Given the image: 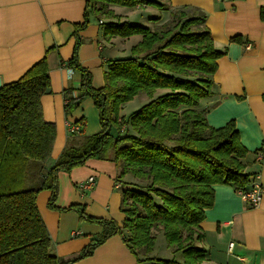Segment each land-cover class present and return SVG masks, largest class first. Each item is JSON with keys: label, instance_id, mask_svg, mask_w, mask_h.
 <instances>
[{"label": "trees", "instance_id": "obj_1", "mask_svg": "<svg viewBox=\"0 0 264 264\" xmlns=\"http://www.w3.org/2000/svg\"><path fill=\"white\" fill-rule=\"evenodd\" d=\"M112 5L171 10L155 0H87L85 20L77 32L89 26L91 13L113 14ZM261 15L264 20V8ZM170 16L166 22L152 17V28L128 21L104 25L107 40L141 36L142 41L133 47L132 57L106 63L102 89H95L89 71L79 66L78 43L69 66L83 80L77 96L73 89L65 92L66 115L92 99L102 131L78 146L68 145L47 174L44 166L57 134L56 125L45 122L41 103L51 87L47 58L18 81L4 85L0 91V264H71L91 257L116 235L124 238L138 264L208 260L207 251L197 243L206 238L201 225L205 211L214 206V186L250 190L252 176L243 162L249 151L234 121L212 128L208 112L200 107L202 100L213 96L218 61L226 55L215 47L206 14L185 7L171 10ZM138 96L147 97L148 103L128 119L122 117L123 107ZM80 124L86 125L84 120L75 125ZM92 159L117 164L125 220L120 227L114 221L88 217L84 207L73 204L65 211L103 226L104 233L79 258L65 262L52 253L37 197L51 191L50 207L60 210L55 206L58 175ZM161 234L172 254L182 255V262L153 257Z\"/></svg>", "mask_w": 264, "mask_h": 264}, {"label": "crops", "instance_id": "obj_2", "mask_svg": "<svg viewBox=\"0 0 264 264\" xmlns=\"http://www.w3.org/2000/svg\"><path fill=\"white\" fill-rule=\"evenodd\" d=\"M155 1L171 10L193 7L206 14V27L215 47L226 55L218 61L213 96L202 100L200 107L208 112L212 128H223L235 122L240 141L249 151L243 161L246 173L252 176V184L255 181L264 184V20L261 15L264 0ZM116 9L115 12L119 11ZM132 10H135L133 14L126 16L119 12L122 22L152 28V17H162L163 22L171 18V10L157 8L152 14L149 10L141 13L139 7ZM86 11L87 0H0L3 85L18 81L38 62L48 60L51 87L50 92L42 96L41 103L45 122L56 125L57 134L52 156L44 166L45 174L68 145L78 146L86 137L102 131L100 113L92 99H86L70 116L66 115L65 92L73 89L77 96L83 80L79 71L73 69V75L69 72L78 43L79 66L89 71L93 87L102 89L106 84V63L125 59L123 54L142 41L141 36L105 39L104 25L118 20L93 13L89 26L77 32V27L84 23ZM132 15L143 19L131 22ZM144 18L149 20L144 21ZM236 37L240 40L234 42ZM83 120L86 125L80 124L82 133L69 134L68 123ZM119 174L115 162L92 159L80 168L58 175L55 206L60 210L50 207L51 191L38 194L36 205L52 240L54 255L65 262L74 261L104 233L103 226L87 221L75 211H65L73 204L84 207L88 217L123 226L125 215L121 212ZM91 178L95 179V184L84 188ZM214 189V206L205 211L206 220L201 225L206 238L197 243L207 251L205 264H264V196L258 207L251 208L235 186L216 185ZM231 243L235 245L232 252ZM71 264H138V260L124 238L116 235L99 246L91 257Z\"/></svg>", "mask_w": 264, "mask_h": 264}, {"label": "rangeland", "instance_id": "obj_3", "mask_svg": "<svg viewBox=\"0 0 264 264\" xmlns=\"http://www.w3.org/2000/svg\"><path fill=\"white\" fill-rule=\"evenodd\" d=\"M160 4H162V3H160ZM116 7L119 8V11L115 12V10H118V9H116ZM109 8H110L111 11H113V14H110L108 16L106 15V16H104V18L105 19H109V20L110 19H114V20L122 21L123 17L121 15H123V16L129 15L133 11H135V10H132V9H137L138 7L127 8V7H120V6H113L112 5ZM154 9H157V8L148 6L147 8H142L141 13H146L149 10V12L152 14V10H154ZM119 12H120L121 15L119 14ZM136 18H138V19H136ZM140 19H143V17H136L135 15H132L131 17H129V20H131V22L140 21ZM148 20L149 19H145L144 18V21H148ZM136 38H134V39H136ZM130 55H132V50L130 52L124 53L123 54V58H128V57H130ZM147 103H148V99L145 96H138L133 101H131L130 103H127L123 107V109L121 111V116L126 118V119H128V117H130L134 112L138 111L140 108H142ZM245 172H246V170H245ZM33 173L34 172L32 171L31 174H33ZM31 174H30V176H31ZM157 241L158 242L156 244V249H155V256L157 258L164 259V260H172L173 258H176L180 262L183 261V257H182L181 254H179V255H173L172 254V251L168 248L167 241H166V239H165L163 234L158 236ZM155 256L153 255V257H155Z\"/></svg>", "mask_w": 264, "mask_h": 264}, {"label": "built area", "instance_id": "obj_4", "mask_svg": "<svg viewBox=\"0 0 264 264\" xmlns=\"http://www.w3.org/2000/svg\"><path fill=\"white\" fill-rule=\"evenodd\" d=\"M70 75H73V69H69ZM82 131L81 126L72 124V123H68V132L69 134H71L72 136L80 134ZM259 161L262 160V157L260 156L258 158ZM95 184V179L91 178L88 181V184L84 186V188L89 189L91 188L93 185ZM239 195L242 197V199L246 202V204L251 207V208H256L258 207L262 200H263V196H264V184L255 181L254 184H252V188L248 191H244V190H239ZM235 245L234 243H231L229 245V250L230 252L233 251Z\"/></svg>", "mask_w": 264, "mask_h": 264}, {"label": "water", "instance_id": "obj_5", "mask_svg": "<svg viewBox=\"0 0 264 264\" xmlns=\"http://www.w3.org/2000/svg\"><path fill=\"white\" fill-rule=\"evenodd\" d=\"M3 87L4 85H3L2 79L0 78V91L3 89ZM46 92L49 93L50 89H48Z\"/></svg>", "mask_w": 264, "mask_h": 264}]
</instances>
